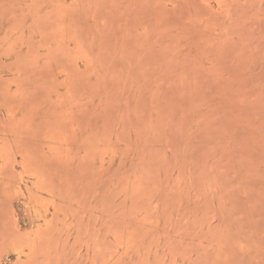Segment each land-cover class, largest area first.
Returning a JSON list of instances; mask_svg holds the SVG:
<instances>
[{"label": "rangeland", "instance_id": "obj_1", "mask_svg": "<svg viewBox=\"0 0 264 264\" xmlns=\"http://www.w3.org/2000/svg\"><path fill=\"white\" fill-rule=\"evenodd\" d=\"M0 264H264V0H0Z\"/></svg>", "mask_w": 264, "mask_h": 264}]
</instances>
